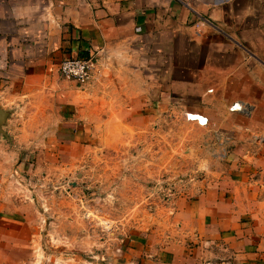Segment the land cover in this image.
Masks as SVG:
<instances>
[{"label": "crops", "instance_id": "1", "mask_svg": "<svg viewBox=\"0 0 264 264\" xmlns=\"http://www.w3.org/2000/svg\"><path fill=\"white\" fill-rule=\"evenodd\" d=\"M262 6L264 0H0V107L8 113L0 221L21 224L23 204L34 200L21 195L23 172L33 180L38 165L49 169L58 158L66 170L81 162L96 132L108 139L135 121L148 130L152 106L166 117L170 86L180 100L197 96L179 112L207 134L197 165L208 173L172 195L156 223L109 241L98 263L264 264V62L240 33L247 21L264 35ZM207 38L200 65H183V55H197ZM77 57L95 62L84 87L59 74L63 60ZM235 103L243 110H230ZM187 114L206 117L207 126Z\"/></svg>", "mask_w": 264, "mask_h": 264}, {"label": "rangeland", "instance_id": "2", "mask_svg": "<svg viewBox=\"0 0 264 264\" xmlns=\"http://www.w3.org/2000/svg\"><path fill=\"white\" fill-rule=\"evenodd\" d=\"M257 23L264 32V15ZM243 26L242 44L264 62V35L252 32L247 21ZM208 40L197 55H183L182 64L200 65L203 54L209 52ZM208 56L218 58L216 53ZM244 57L254 62V56L244 53ZM228 62H236L234 54ZM186 73L178 74L185 78ZM167 92L166 117H160L157 104L152 106L156 116L148 130H142L146 123L135 121L128 129L116 127L109 141L96 132L81 162L66 170L58 158L49 169L38 165L40 176L33 180L23 172L21 195L34 200L30 206L23 204L21 224L0 221V264H99V254L110 253L109 241L135 230L134 226L156 223L162 217L161 207L172 204V195L186 193L208 173L209 167L197 165L205 154L200 146L206 144L207 134L184 122V111L179 112L196 103L197 96L189 94L180 100L170 86ZM173 111L182 118H175Z\"/></svg>", "mask_w": 264, "mask_h": 264}, {"label": "built area", "instance_id": "3", "mask_svg": "<svg viewBox=\"0 0 264 264\" xmlns=\"http://www.w3.org/2000/svg\"><path fill=\"white\" fill-rule=\"evenodd\" d=\"M94 69L95 62L92 58H68L60 63L59 74L63 80L74 82L78 86L84 87L91 83ZM234 105L230 107V110H235ZM186 118L200 127H206L208 123L207 118L200 114H187Z\"/></svg>", "mask_w": 264, "mask_h": 264}, {"label": "water", "instance_id": "4", "mask_svg": "<svg viewBox=\"0 0 264 264\" xmlns=\"http://www.w3.org/2000/svg\"><path fill=\"white\" fill-rule=\"evenodd\" d=\"M235 110L234 111H242V106L239 103H235L234 105ZM8 118V113L1 109L0 107V136L6 137V133L3 130V126Z\"/></svg>", "mask_w": 264, "mask_h": 264}]
</instances>
